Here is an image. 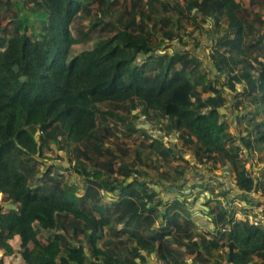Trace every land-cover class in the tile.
<instances>
[{"label": "trees", "instance_id": "obj_1", "mask_svg": "<svg viewBox=\"0 0 264 264\" xmlns=\"http://www.w3.org/2000/svg\"><path fill=\"white\" fill-rule=\"evenodd\" d=\"M29 1L34 15L45 17L36 37L28 33L25 23L15 25L10 32L0 29V193L12 206L5 212L0 207V249L11 250L5 242V231H18L24 246L33 244L31 250L22 253L26 264H123L121 257L126 253L121 246L130 251V264H147L144 253L154 254L161 264H220L213 262L214 252L226 247L225 264H264V229L248 220L236 221L231 216V203L212 206L211 197L204 204L203 212L213 224L206 234L212 238L195 240L192 228L197 224L181 220L179 213L172 214L182 204L178 198L169 199L172 202L166 204L162 215L168 221L156 229V212L162 202L151 206L156 192L149 193L147 183L136 179L127 182L130 172L126 167L119 171L124 178L121 181L112 178V163L102 171L108 164L100 167L98 160L93 162L97 155H103L104 142L99 133L111 134L110 127L102 124L106 122L104 115L126 121L113 111L103 112L99 105L109 104L114 110L123 108L128 113L140 105L143 114L153 112L169 118L168 129L184 133L185 146L194 148L199 162L230 167L247 206L255 204L251 193L263 186L242 164L235 140H241L248 151L253 141L263 145L264 122L246 136L235 138L225 120V90L207 82L206 73L196 75L198 59L178 52L170 57L161 54L152 66L163 40L173 39L171 32H165L162 39L156 37L158 45L152 42L154 33L148 29L142 4L160 0H127L131 4L124 7L118 22L106 23L112 29L107 38L74 56L71 47L79 44L72 33L75 19L82 12L89 13L91 3L108 0ZM176 1L185 2L189 13L202 14L204 23H215L217 29L221 21L227 25L211 57L214 67L220 74L227 73L226 84L232 93L237 84L245 83L246 89L240 95L254 96L253 102L264 106V61L247 53L249 49L264 51V45L259 47L262 40L250 45L245 42L241 5L236 0ZM13 5L11 0L0 1V16L4 10L12 11ZM12 16L13 21H19L18 11ZM177 65L182 69L177 71ZM204 93L209 96L204 98ZM128 130L139 131L134 127ZM70 143L75 145L70 168L73 165L88 183L81 197L76 185L62 184L59 174H52L51 165L42 175L39 172L44 164L39 156L45 148L55 145L63 150ZM156 145L151 147L159 149ZM173 150L161 151L160 155L169 157ZM91 164L94 169L89 172ZM33 181L36 183L31 186ZM102 190L111 196L113 217L110 205L104 207L101 203ZM66 220L75 221L76 226L63 225ZM63 228H70L75 237L81 233L91 256H87L83 244L69 241ZM104 228L109 231V250L96 246L97 233ZM144 229L146 233L141 234ZM40 231L55 234L44 244L38 238ZM123 234L128 235L127 240H123ZM187 255L192 258L190 263Z\"/></svg>", "mask_w": 264, "mask_h": 264}, {"label": "rangeland", "instance_id": "obj_2", "mask_svg": "<svg viewBox=\"0 0 264 264\" xmlns=\"http://www.w3.org/2000/svg\"><path fill=\"white\" fill-rule=\"evenodd\" d=\"M0 1L5 2L6 0ZM14 1L11 0V3L15 4L12 6V11L4 10L2 12L0 16V29H8L10 32L15 25L25 23L29 27L28 33L36 37V34L42 31L41 21H44L45 17L39 14L34 15L32 3L29 0ZM113 2H116L114 7L111 6ZM236 2L243 8L241 17L246 28L245 42L250 45L258 40H262V44H259V47L264 45V0H236ZM130 4V1L127 0H108L104 3H99L98 1L91 3L89 5L90 12L80 13L72 25L73 36L75 39H78L79 44L71 47V56L77 55L83 50L91 49L98 42L107 38L112 29L106 27V23L118 22L120 15L124 11V7H129ZM177 5H179L178 9L176 8ZM142 7L145 11L144 13L148 16L145 19L148 29L154 33L152 42L155 45L159 44V40H156L157 36H160L162 39L165 32H171L173 35V39L163 40L161 48L156 51L158 55L152 58V66H155V59L161 54L170 57L178 52L185 53L187 57L198 59L200 64L196 75L206 73L207 82L212 81L217 87L225 90V96L228 98L224 112L225 120L228 124L229 132L235 138L240 135L246 136L257 124L264 122V106L262 104H255L253 102L254 96L240 95L246 89V84H237L236 92L232 93L226 84L228 79L227 73L220 74L214 67V61L211 57L216 52L217 48L215 45L219 36L227 28V25L223 21H221L220 29L216 28L215 23H204L202 21V14L186 11V4L183 1L160 0V2H154L151 5L145 2L142 4ZM107 9L110 10L106 11ZM17 11L20 15L19 21H13L12 14ZM94 24L96 25L93 26ZM249 25L251 28H249ZM258 49H249L247 53L251 58L258 57L261 61H264V51ZM181 69V65L176 66L177 71ZM239 69L240 67L237 69L238 72ZM200 90L201 88H199ZM202 96L206 98L209 94L204 93ZM99 106L103 112L113 111L126 121L124 122L123 120L124 123H122V121L116 118L104 115L106 122L102 121V124L110 127L111 134H106L104 131L99 133L104 142L102 146L103 155H97L93 162H97L98 160L101 163L100 167L108 164L106 167L101 168L102 171L105 168L108 169L112 163V178L116 177L121 181L124 178L119 171H122L121 169L126 167L130 172L127 182L133 183V180L136 179L138 183H147L150 190L149 193H152V191L156 192L151 206L158 203L159 200L162 201L161 206L158 207L156 212L158 215L155 223L156 229L167 223L168 219L162 216L166 209L165 206L177 198L182 204L173 210L172 214L179 213L181 220L188 219L197 224L196 227L192 228L195 240L202 236L212 238V235L207 236L206 231L213 229V224L203 212L205 211L204 204L211 197L213 198L212 206L218 203H222V205L231 203V216L236 221H249V214L247 212L254 207V204L247 206L244 199L241 198L244 193L236 186L233 170L228 166L206 162L205 160L199 162L194 156V148L185 146L183 141L184 133L168 129L171 123L169 118L156 115L153 112H150L148 115L143 114L142 106L140 105H137L136 110L132 111V113H128L123 108L114 110L109 104H101ZM251 119H254V121H250ZM128 127H134L139 131H129ZM155 143H157L156 146L159 149L151 147ZM235 143L237 147H240V160L249 174L253 179L262 181L263 186L257 191H253L251 196L256 200L255 204L264 201V144L259 145L258 142L253 141L252 149L248 151L241 140L236 139ZM170 148L174 149L172 154L169 157L163 158L160 155L161 151H169ZM74 149L75 145L73 143H70L63 150H58L55 145L51 148H45L41 155L42 158L39 156V159L44 163L40 165L39 172L42 175L48 166L51 165L52 174H59L61 177L57 176V178L62 184L71 183L76 185L77 195L81 197L83 191L87 189L88 183L85 178H82L72 168L73 165L70 168V161L74 158V154L72 153ZM93 169L94 166L92 164L88 166L89 172L93 171ZM35 183L36 181H33L31 186H34ZM42 183H45L47 186L50 185L48 180H42ZM224 191L226 194L222 195ZM101 194L103 196L102 205L108 207L110 205V194L105 190H102ZM117 198L119 199L118 195ZM169 199L172 201H169ZM189 201L191 202L189 203ZM8 206L9 201L7 196L0 193V207H2L3 212L8 209ZM90 207L88 205V210ZM109 208V214L113 217L112 205ZM260 209L264 210V207ZM68 223V220H66L63 225L66 224L67 226ZM68 226L75 227L76 222L70 221ZM123 227V225L118 226L119 229ZM62 230L65 231V236L69 238V241L73 240L75 245L83 244L87 256H91L86 238L81 233H79L78 237H75L72 232H69L70 228H63ZM145 233V229L141 230V234ZM54 234L55 231H40L38 238L42 243L46 244L52 239ZM5 235V242L11 250L0 249V258L5 260V262L3 261L0 264H26L22 258V253L31 250L33 244L24 246L20 238L21 233L18 231L13 233L5 231ZM123 236V240H127L128 235L123 234ZM108 237L109 231L107 229L104 228L98 231L96 238L97 248L109 250V246H106ZM111 237H113L112 234ZM122 248L121 246V251L126 253V255L123 254L121 261L123 264H130L127 260L131 253L128 250H122ZM227 251V247L215 250L213 262L225 264ZM143 255L146 256L147 264H161L154 258V254L147 255L144 253ZM185 258L188 259V263L192 260L190 255L185 256ZM255 261H259V259L255 258Z\"/></svg>", "mask_w": 264, "mask_h": 264}, {"label": "built area", "instance_id": "obj_3", "mask_svg": "<svg viewBox=\"0 0 264 264\" xmlns=\"http://www.w3.org/2000/svg\"><path fill=\"white\" fill-rule=\"evenodd\" d=\"M261 207H264V201L254 204V207L249 209L247 213L249 214V222L254 227L264 229V210L260 209Z\"/></svg>", "mask_w": 264, "mask_h": 264}, {"label": "crops", "instance_id": "obj_4", "mask_svg": "<svg viewBox=\"0 0 264 264\" xmlns=\"http://www.w3.org/2000/svg\"><path fill=\"white\" fill-rule=\"evenodd\" d=\"M3 261L5 262V260H4V259L0 258V263H3ZM5 264H6V263H5Z\"/></svg>", "mask_w": 264, "mask_h": 264}, {"label": "water", "instance_id": "obj_5", "mask_svg": "<svg viewBox=\"0 0 264 264\" xmlns=\"http://www.w3.org/2000/svg\"><path fill=\"white\" fill-rule=\"evenodd\" d=\"M217 71V70H216ZM12 208V206H8V209H11Z\"/></svg>", "mask_w": 264, "mask_h": 264}]
</instances>
